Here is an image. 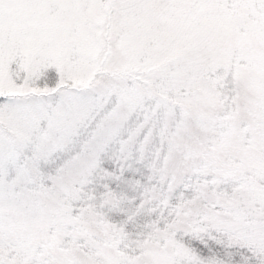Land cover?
<instances>
[{"label": "snow or ice", "instance_id": "snow-or-ice-1", "mask_svg": "<svg viewBox=\"0 0 264 264\" xmlns=\"http://www.w3.org/2000/svg\"><path fill=\"white\" fill-rule=\"evenodd\" d=\"M0 264H264V0H0Z\"/></svg>", "mask_w": 264, "mask_h": 264}]
</instances>
